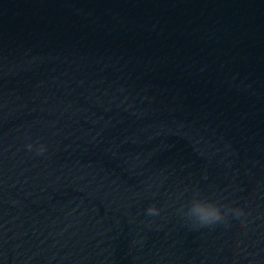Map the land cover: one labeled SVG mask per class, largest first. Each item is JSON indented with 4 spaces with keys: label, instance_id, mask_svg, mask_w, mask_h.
Returning a JSON list of instances; mask_svg holds the SVG:
<instances>
[{
    "label": "water",
    "instance_id": "95a60500",
    "mask_svg": "<svg viewBox=\"0 0 264 264\" xmlns=\"http://www.w3.org/2000/svg\"><path fill=\"white\" fill-rule=\"evenodd\" d=\"M0 264H264V0H0Z\"/></svg>",
    "mask_w": 264,
    "mask_h": 264
},
{
    "label": "clouds",
    "instance_id": "9594fccd",
    "mask_svg": "<svg viewBox=\"0 0 264 264\" xmlns=\"http://www.w3.org/2000/svg\"><path fill=\"white\" fill-rule=\"evenodd\" d=\"M28 147L31 148V145ZM44 150V147L41 146L39 152L42 153ZM147 211L150 215H156L159 210L155 205H152ZM181 211H183V209H181ZM232 211L239 214L238 209L233 210L228 208L226 211H222V206L218 202L196 195L190 201L185 215L190 218L192 222L199 225H212L224 221L228 212Z\"/></svg>",
    "mask_w": 264,
    "mask_h": 264
}]
</instances>
